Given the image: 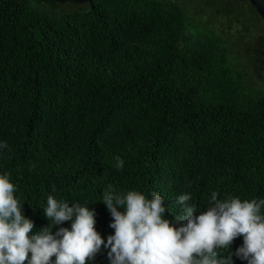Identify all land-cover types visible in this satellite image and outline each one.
<instances>
[{"label": "trees", "instance_id": "16d2710c", "mask_svg": "<svg viewBox=\"0 0 264 264\" xmlns=\"http://www.w3.org/2000/svg\"><path fill=\"white\" fill-rule=\"evenodd\" d=\"M52 3L0 0V174L33 234L53 224L52 195L94 210L106 243L109 185L157 192L170 220L182 215V194L196 215L214 192L264 199V92L232 63L228 38L198 34L178 2L92 0L62 15ZM60 227L71 221L49 230ZM242 245L237 237L218 258L247 264L234 255ZM107 252L88 264H110Z\"/></svg>", "mask_w": 264, "mask_h": 264}, {"label": "clouds", "instance_id": "9594fccd", "mask_svg": "<svg viewBox=\"0 0 264 264\" xmlns=\"http://www.w3.org/2000/svg\"><path fill=\"white\" fill-rule=\"evenodd\" d=\"M3 148L6 142L0 143ZM116 160L122 168L123 160ZM15 192L8 174H0V264H88L102 247L110 264H232L233 254L218 258V249H229L240 236L243 245L234 255L247 264H264V199L221 201L214 192L212 206L196 215V205L188 203L191 195L182 194L176 199L182 215L170 220L157 192L150 199L135 190L120 195L109 185L103 204L113 218L114 235L105 243L96 231L94 210L58 202L52 195L44 214L53 224L33 234L34 222L24 216ZM66 221L70 229L49 230Z\"/></svg>", "mask_w": 264, "mask_h": 264}, {"label": "rangeland", "instance_id": "374dc122", "mask_svg": "<svg viewBox=\"0 0 264 264\" xmlns=\"http://www.w3.org/2000/svg\"><path fill=\"white\" fill-rule=\"evenodd\" d=\"M57 0L53 1L56 2ZM181 4L195 24L194 31L198 34H216L228 38V44L233 55L232 63L236 64L239 71H247L251 75L256 91L264 92V57L258 54L260 39L264 36V21L256 13L255 9L246 0H164ZM52 12L62 15L81 9L86 3L72 5L68 2H60ZM85 8V6H84ZM196 34V33H195ZM259 39V41L257 40ZM263 39V38H262ZM253 47V48H252ZM233 54V53H231ZM252 54V55H249ZM258 59L260 71H254L252 57ZM249 56L251 59H249ZM254 72V73H253ZM261 72V74H260Z\"/></svg>", "mask_w": 264, "mask_h": 264}, {"label": "water", "instance_id": "95a60500", "mask_svg": "<svg viewBox=\"0 0 264 264\" xmlns=\"http://www.w3.org/2000/svg\"><path fill=\"white\" fill-rule=\"evenodd\" d=\"M55 0H51L53 2ZM60 2H72L76 4H82L86 2H91L92 0H58ZM258 10L259 14H261L264 18V0H249Z\"/></svg>", "mask_w": 264, "mask_h": 264}, {"label": "flooded vegetation", "instance_id": "af4514ba", "mask_svg": "<svg viewBox=\"0 0 264 264\" xmlns=\"http://www.w3.org/2000/svg\"><path fill=\"white\" fill-rule=\"evenodd\" d=\"M246 1H248V3L249 4H251L252 6H253V8L254 9H256V11H257V13H258V15L261 17V19H263V21H264V18H263V16L261 15V14H259V12H258V10H257V8L249 1V0H246ZM69 3V2H68ZM70 4H72V5H77L76 3H70ZM263 38V39H262ZM261 39H260V41H259V39H257L258 41H259V44L257 45V47H256V49L255 50H257V48H258V46H259V52H258V54L260 55V56H263L264 57V36L262 37ZM262 70H264V66H262Z\"/></svg>", "mask_w": 264, "mask_h": 264}]
</instances>
